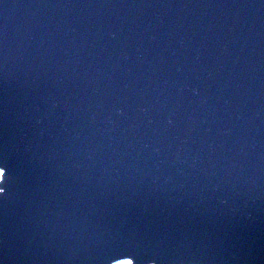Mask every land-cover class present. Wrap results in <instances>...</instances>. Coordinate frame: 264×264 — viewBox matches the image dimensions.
Here are the masks:
<instances>
[{
	"label": "water",
	"instance_id": "95a60500",
	"mask_svg": "<svg viewBox=\"0 0 264 264\" xmlns=\"http://www.w3.org/2000/svg\"><path fill=\"white\" fill-rule=\"evenodd\" d=\"M0 167V264H264V0H0Z\"/></svg>",
	"mask_w": 264,
	"mask_h": 264
},
{
	"label": "snow or ice",
	"instance_id": "6c2138e0",
	"mask_svg": "<svg viewBox=\"0 0 264 264\" xmlns=\"http://www.w3.org/2000/svg\"><path fill=\"white\" fill-rule=\"evenodd\" d=\"M5 175V171L0 170V177H3ZM3 189L0 188V192H2ZM116 264H132V262L128 259H121V260H117Z\"/></svg>",
	"mask_w": 264,
	"mask_h": 264
}]
</instances>
